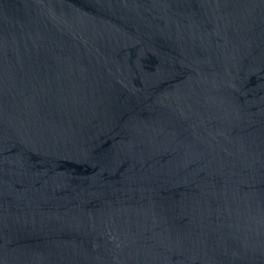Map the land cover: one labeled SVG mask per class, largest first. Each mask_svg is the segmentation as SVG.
Masks as SVG:
<instances>
[{
  "label": "water",
  "instance_id": "95a60500",
  "mask_svg": "<svg viewBox=\"0 0 264 264\" xmlns=\"http://www.w3.org/2000/svg\"><path fill=\"white\" fill-rule=\"evenodd\" d=\"M0 264H264V0H0Z\"/></svg>",
  "mask_w": 264,
  "mask_h": 264
}]
</instances>
